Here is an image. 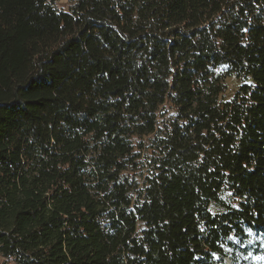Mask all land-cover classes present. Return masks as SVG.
I'll return each instance as SVG.
<instances>
[{
  "label": "trees",
  "instance_id": "trees-1",
  "mask_svg": "<svg viewBox=\"0 0 264 264\" xmlns=\"http://www.w3.org/2000/svg\"><path fill=\"white\" fill-rule=\"evenodd\" d=\"M59 1L0 0V257L264 264V0Z\"/></svg>",
  "mask_w": 264,
  "mask_h": 264
},
{
  "label": "rangeland",
  "instance_id": "rangeland-1",
  "mask_svg": "<svg viewBox=\"0 0 264 264\" xmlns=\"http://www.w3.org/2000/svg\"><path fill=\"white\" fill-rule=\"evenodd\" d=\"M73 4H74V0H61L56 4V6L60 10L68 11L73 6ZM227 84L229 86V93L230 95H232L240 83L237 82L235 78H229L227 79ZM0 264H13V263L5 262V259L0 257Z\"/></svg>",
  "mask_w": 264,
  "mask_h": 264
}]
</instances>
